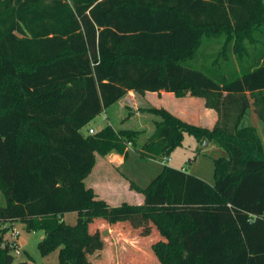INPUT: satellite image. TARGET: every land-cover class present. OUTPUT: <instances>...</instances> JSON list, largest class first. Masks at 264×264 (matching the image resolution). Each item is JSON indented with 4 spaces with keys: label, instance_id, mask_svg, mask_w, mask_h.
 <instances>
[{
    "label": "trees",
    "instance_id": "trees-1",
    "mask_svg": "<svg viewBox=\"0 0 264 264\" xmlns=\"http://www.w3.org/2000/svg\"><path fill=\"white\" fill-rule=\"evenodd\" d=\"M212 39V61L235 76L187 65ZM129 91L198 97L215 111L208 129L141 109L159 118L139 151L165 157L184 132L213 142L227 154L214 159L213 185L164 165L145 187L130 184L142 204L115 212L85 185L95 154L125 160L136 146L135 129L81 134ZM251 106L264 124L261 0H0V264L13 262L3 237L14 222L43 233L41 255L81 264L90 227L122 208L156 230L159 264H264V143L241 125Z\"/></svg>",
    "mask_w": 264,
    "mask_h": 264
},
{
    "label": "rangeland",
    "instance_id": "rangeland-1",
    "mask_svg": "<svg viewBox=\"0 0 264 264\" xmlns=\"http://www.w3.org/2000/svg\"><path fill=\"white\" fill-rule=\"evenodd\" d=\"M217 42V39L205 41L199 49V56L196 55L194 59L187 61V65L200 70L206 67L210 69L216 67L218 68L216 71L227 73L228 76H235L230 62L229 64L221 63L219 66L218 63L214 64V61H212L211 56L218 50V46L215 44ZM135 95L140 94L135 93ZM159 100L171 104V101L166 97H159ZM196 100L202 102L200 99ZM126 104L127 106L123 105L122 107H118L117 103L112 105L109 111L107 109V111L98 115L87 126L81 129V134L86 135L89 127L99 130L105 125L110 124L117 129H135L136 131H140L136 146H133L131 143L127 145L128 155L125 159V164L121 168H117V171L114 169L116 167L115 162L111 161L113 157L109 159L110 166L104 163L102 157L98 156L94 171L85 179L87 187H93L94 192L108 201L111 211L114 210L113 212H115V208L120 207L123 201L137 202L138 197L135 193L139 192L131 189L130 184L134 182V185L140 186L139 188L145 187L160 173L164 165L175 169H185L188 173L201 178L208 184H214V159L226 157L227 154L224 150L213 142H209L208 140H206L207 143H205V140L200 142L193 134L184 132L181 145L174 148L165 157L156 160L140 158V147L152 131L153 120L158 119L159 116L148 113L145 110L141 111V109L137 110L138 115L134 116L131 113L132 108H134L131 102L126 101ZM140 105L144 106L143 109H163L154 107L147 102H143ZM184 110L187 112L188 119L195 120L197 118L195 112H189L188 108H184ZM250 116L255 117L252 106L246 111L241 125L255 127L262 143H264V132H262L264 124L257 117V119L251 121ZM184 122L197 126L193 123ZM257 122L259 128H257ZM114 215L115 213L112 214V216ZM75 220L76 213H67L63 216V221L67 225H73ZM104 223L105 225H100L99 228L97 227L99 225L95 226L94 223L90 227L91 238L81 264H159L151 250V244L157 240L158 234L149 222L122 208L121 213L117 217H110ZM13 225L19 234L20 248L18 254L10 250V253L14 257L11 264L24 262L27 264H57V249L44 256L38 250V243L43 237L42 232H28L22 227L20 222H14ZM8 233L4 235L3 240L8 238Z\"/></svg>",
    "mask_w": 264,
    "mask_h": 264
},
{
    "label": "crops",
    "instance_id": "crops-1",
    "mask_svg": "<svg viewBox=\"0 0 264 264\" xmlns=\"http://www.w3.org/2000/svg\"><path fill=\"white\" fill-rule=\"evenodd\" d=\"M159 97L168 98L171 101V104L166 103V102H161L159 100ZM196 99H200L202 102H200L199 100H196ZM121 100L119 102H117L118 107H122L123 105L127 106L126 101L131 102V105L134 107V108H132L131 113L134 116L138 115L137 110L144 108V106L142 107V105H140V104H142L143 102H147L154 107L163 108V109L169 111L171 114L175 115L176 117H178V118H180L186 122L193 123L197 126L208 128V129H211L213 127V125L216 121V118H217L215 111H213L212 109L206 108L204 106L203 99L195 98V97H191V96L176 97L173 93H168V92H163V91H161L160 93L146 92L144 95H135L134 92L129 91L127 93V95L123 98V100L122 101ZM183 101H186V102H183ZM183 103H185V104L181 105ZM184 108H186V109L188 108L189 112H192V113L195 112L196 113L195 115H197L196 116L197 118L195 120L194 119H188L187 112L184 110ZM109 109H111V108H109ZM109 109H108V111H109ZM253 119H257L256 116L255 117L250 116V120L252 121ZM257 124H258V122H257ZM257 128H259V124H258ZM144 132H146V131H144ZM97 157H98V155L95 154V163L97 162ZM111 157H113V160H111V161L115 162L114 164L116 166V167H114V166H112V167H114V169L116 171L118 170L117 168H121L125 164V160H124L123 156L118 155V154H113V153H111L105 157H102L104 160V163L107 165H110L109 159ZM95 166H96V164L94 165L91 173L94 171ZM91 173L88 176H90ZM84 183H85V180H84ZM133 184H135V183L133 182ZM90 188L93 189V187H90ZM133 193H135V192H133ZM95 194L98 196L99 199H102L108 203V201L105 198L101 197L96 192H95ZM135 194L138 197L137 202H135V203H131V202H127V201H123V202L129 203V204H137V205L142 204L144 201V196L140 193H135ZM13 228H14V225H13ZM14 229L16 230V228H14Z\"/></svg>",
    "mask_w": 264,
    "mask_h": 264
},
{
    "label": "built area",
    "instance_id": "built-area-1",
    "mask_svg": "<svg viewBox=\"0 0 264 264\" xmlns=\"http://www.w3.org/2000/svg\"><path fill=\"white\" fill-rule=\"evenodd\" d=\"M95 131H96L95 129L90 128L88 130V133L93 134ZM7 237L8 238H6V242H7L8 246H9L10 250H13L16 254H18L19 253V248H20L18 232L12 227V229L9 231Z\"/></svg>",
    "mask_w": 264,
    "mask_h": 264
},
{
    "label": "water",
    "instance_id": "water-1",
    "mask_svg": "<svg viewBox=\"0 0 264 264\" xmlns=\"http://www.w3.org/2000/svg\"><path fill=\"white\" fill-rule=\"evenodd\" d=\"M262 4H264V0H261ZM205 143H207V141L205 140ZM2 248H4V244H2Z\"/></svg>",
    "mask_w": 264,
    "mask_h": 264
}]
</instances>
